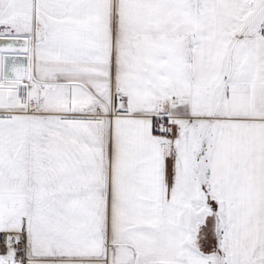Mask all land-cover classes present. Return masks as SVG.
I'll list each match as a JSON object with an SVG mask.
<instances>
[{
  "label": "snow or ice",
  "instance_id": "6c2138e0",
  "mask_svg": "<svg viewBox=\"0 0 264 264\" xmlns=\"http://www.w3.org/2000/svg\"><path fill=\"white\" fill-rule=\"evenodd\" d=\"M0 264H264V0H0Z\"/></svg>",
  "mask_w": 264,
  "mask_h": 264
}]
</instances>
